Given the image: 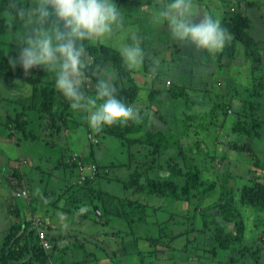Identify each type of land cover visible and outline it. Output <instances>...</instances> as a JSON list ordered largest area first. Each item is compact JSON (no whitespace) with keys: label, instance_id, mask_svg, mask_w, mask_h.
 <instances>
[{"label":"trees","instance_id":"1","mask_svg":"<svg viewBox=\"0 0 264 264\" xmlns=\"http://www.w3.org/2000/svg\"><path fill=\"white\" fill-rule=\"evenodd\" d=\"M8 3L9 0H0V10L6 7ZM25 3H30V0H25ZM257 3L258 1L255 2L253 0H237V7H230L229 4L225 7V15L220 20L222 26L228 29L231 35V40L221 52L214 54V60L211 59L210 62L203 65L207 66L212 64L213 70L204 72L210 75L211 73L216 72L219 76V84L218 86L215 85L214 88L212 87L211 78L209 76L204 78L205 89L200 95H203L204 99L210 100L207 109L201 112L199 107H195L192 110L190 107L184 108L183 113L180 115L176 114L177 108L175 109L174 105H172L173 111L170 110V112L173 113V118L175 120V125H172L170 129L175 131L176 143H179L177 139L184 125L192 124L194 126H201L204 122L206 124L205 126H208L209 122H214V125L223 127L222 120L218 121L214 118L219 114H222L225 117L229 110L234 115L232 123L230 124V131L231 133H234V138L227 142L224 141L222 144L223 156L221 161H223L224 165L219 168L221 170L220 172H222L219 175V178L204 182L200 179V168L192 163H186L188 160L183 154H175L174 156L169 155L167 152H171L172 146L170 145L171 143L169 140H167L165 132L146 131V136L142 139L135 138L132 135L129 136V134L133 133L136 128V124L131 120L125 123H117L112 126H105L101 131L105 135H111L124 141L127 154H131L130 147L134 144L147 143V146L150 145V147H153V149L149 148L147 152L159 157L156 159V156H153L154 159L159 161V166H161V168L168 166L167 169L169 170V175L154 176L146 174L150 169H147L145 165H139L138 167L140 170L138 172L135 170L136 168H133L134 171L130 174L129 180L126 182L127 184L125 183L124 188L125 192L129 189L132 196L126 195V193L124 196H114L111 194V196L108 195L106 200L101 199L102 202L99 201L98 204H96L97 206H100L101 203L106 217L127 220L131 233L138 232L141 236L145 235L144 237L149 239L153 244H157L163 239L168 242L170 234H174V231L167 229V226L164 224L167 219L170 224L174 225V223L170 221V214L165 220H159L158 218L156 221L151 220L152 216L155 217V215L161 214V211L157 213L155 212L162 208L161 203L163 200L189 201L196 198L202 199L205 195L214 194L217 187H219L220 191L216 202L210 205H205L198 210L197 208L194 209V213L195 210H197L201 215L203 224L205 225L204 227H207L208 225L212 226L214 230L212 237L218 242L222 253H228V255L224 257V260H215L213 264H264L261 257L262 251H264V238L263 241L253 244L252 246L244 244L243 231L245 229V222L240 217L241 213L239 211L240 206L247 205L250 209L255 208L261 211L264 215V178H262L264 172H262V174H257L256 171L251 168V166H255L264 170V160L260 157L262 160L261 162L260 159L255 156V154L258 153L250 148V142L253 139H259L262 128V120L259 119L258 111L259 100L264 89V44L262 45V40L256 39L255 35L249 32L251 27L250 19L243 13V6H254ZM4 31H7L6 24L3 20H0V33ZM85 43L87 47L86 61L88 65L85 81L86 94L91 95L94 93L95 84L99 81L98 74L109 67H112L115 73V78L112 83L117 88V96L127 104L132 102L138 94V85L132 75L134 70L126 68L116 47L104 42H99L97 44ZM141 45L142 47L144 46V44ZM176 46L180 49L178 43ZM19 51V44H16L13 47L8 46L7 48H3V44H0V80H3L4 78L12 79L19 77V80L22 81V83L30 87V89L26 88L25 92L23 91L25 95H22L23 98L20 100L5 97L2 95L3 93H0V105L5 106L6 103L16 104L17 102V106H15L16 108L7 109L10 112H6V115L3 116L7 129H9L7 135L11 130H21L23 134H26L28 129L25 131L23 124H27L30 120L32 114L30 113L28 116V113L34 111L36 113L34 116L35 119H43L44 125L41 123V128L39 129L43 130L47 137L46 141L50 143L51 146H58L60 148L58 154H71L72 150L68 149L66 144L60 140V137L63 138L66 129L75 128L80 125L78 120H74L72 112L68 111L70 107L69 101L55 89L53 83L54 79H49L44 72L43 66H34L26 75L19 61H16L13 64V57L18 56ZM240 51H242L243 58L248 61L246 72L240 70L239 68L241 67L234 65L233 73L235 75L241 72L243 76H246L247 80L242 83H234L235 79L231 76H222L223 74L219 71V65L223 56H235ZM211 55L212 54H209V56ZM181 57H183V55ZM149 62V56L145 54V60L140 69L142 70V73L143 71H146L152 74V77L151 75L149 76L152 85L153 83L162 80L161 77L163 71L157 69L153 72L152 68L149 67ZM163 80L166 81V78H163ZM88 81H90L93 86L92 88L88 85ZM181 85L183 86H173L172 83V99L182 100L185 105L189 102L192 103V100L186 95L185 89L188 86L186 83ZM260 90H262V92H260ZM7 94L9 95L11 93H6V95ZM153 95L155 94L152 90L148 94L150 100H152ZM182 102H180L177 107H179ZM173 103L175 102L173 101ZM166 116L168 115L165 114V117ZM24 117H27L28 119L24 120ZM21 126H23L24 129H21ZM85 129L88 132L92 131L88 124L85 126ZM35 130H32L33 132L28 131L29 134L33 135V138H37L34 134ZM94 133L100 135V132L94 131ZM176 133L178 135H176ZM156 134L160 135V141L158 143L152 141V137ZM58 136H60L58 138L59 142L54 141ZM222 136L223 135H221V138ZM221 141L223 142V140ZM91 144L92 143L89 145L90 147L88 146V153L86 152V154L89 155H84L83 158L85 161L90 160L97 163L99 170L98 177L105 176L104 174L108 172L110 167L107 164L103 165L99 163V161L94 158L92 154H94L95 150ZM232 150L246 153L245 155L247 158L244 173L237 176L231 174L227 169L229 166V162L227 161L228 152ZM181 152L182 150H180V153ZM165 153L168 155L165 156ZM163 155L165 157H163ZM64 156L65 155H61L57 162L58 170L62 174L61 179L63 178V181L76 173L75 163L65 162ZM167 157L171 158L167 159ZM210 157L215 159L214 156H209V158ZM249 157H253V159L249 160ZM170 161L172 162L170 163ZM34 167L41 169L39 164ZM101 169H103L102 172L100 171ZM223 169L225 170L223 171ZM100 179L101 178H99V180ZM87 183H89V180H87L84 185ZM80 187H77L76 184L70 183L65 190L69 191V194L73 198L76 194L75 190ZM89 192L93 193L95 191L89 189ZM235 193L236 196H234ZM67 197L70 198L69 195ZM72 198L70 199L71 201ZM152 198L161 200V203H150L149 200ZM116 199L120 200L121 203H117ZM68 203L67 200V204ZM71 209L72 206L66 208L67 211H70ZM213 209H216L217 212H214ZM11 213L17 216H20L21 214L19 207L16 206ZM194 213L192 216L185 214V217H193ZM182 220L183 218L176 219L174 226L179 223L181 225ZM222 221H233V230L226 231L222 225ZM148 224L157 225L156 227L158 228L156 234L151 235V231H148L150 230ZM137 225L139 226L137 227ZM15 228L19 229V226H14L8 235V240L13 241V243L17 240V238L12 240L17 233ZM25 229H29L26 230V233L24 234L28 238V245L25 244V246L29 251L35 252L40 263H44L49 257L52 248L49 250L42 249L35 241L37 237L35 229H30L27 225L25 226ZM141 231H143V233H141ZM168 231H170V233ZM32 240L33 242L30 247L29 243ZM54 244V246H56L55 242ZM11 248L12 247H9L8 245L7 250L5 251L6 253L9 251L7 256L13 253ZM212 252L215 253L214 250Z\"/></svg>","mask_w":264,"mask_h":264},{"label":"rangeland","instance_id":"2","mask_svg":"<svg viewBox=\"0 0 264 264\" xmlns=\"http://www.w3.org/2000/svg\"><path fill=\"white\" fill-rule=\"evenodd\" d=\"M161 2L162 0H114V3H116L119 8H122V11L125 8L126 12L130 13V14H124L126 26L128 29L136 31L139 37H141L140 35H144L154 38L156 34L153 31L164 32L161 33L156 38L159 41L158 45H161L160 49L157 48L158 49L157 52L160 54V57L162 56L170 57L172 55L171 59H169V62H171L176 60L175 47L168 48V46H162V45L164 44L172 45V44H177V42L171 37L167 25L166 24L160 26L156 25V29L152 31L150 30L144 31L141 30L140 28V24L142 21L141 18L143 16L144 17L146 16L147 21L148 20L151 21V13L159 7ZM222 2H223L222 7H226L227 4H229L230 7L238 6L236 0H222ZM140 4H143L144 7L146 8L144 9L146 15L142 16L140 14L142 12V8L139 6L138 7L135 6ZM218 4H221L220 1L218 0H212V1L197 0V4L195 5V7L199 9L201 15L200 17H195L194 22H198L199 19L202 18L203 14H211L210 13L211 9L214 12L213 14H215L216 8H218L217 10H219ZM250 33L253 34V30L250 31ZM165 36L166 39H170L168 42L163 41ZM113 40L115 42L124 40V33H118L117 36L113 38ZM124 42L130 43L131 40L127 39ZM97 43L99 42H95V44ZM144 43L146 44L148 42H143V44ZM0 44H3V48L5 47L7 48L8 46L13 47L14 45L19 43L15 39V37L10 38L8 41V33L7 31H4L0 33ZM106 44H110L113 46V43L111 42ZM145 48H148L147 44ZM194 51L195 53L193 54H187L188 56L186 55V58L182 57L181 58L182 60L186 59V61L188 62L180 63L179 68L176 69V71H178L176 75L178 77H182L186 79L185 81H191L192 76H190V74L192 73L198 74V76L199 74H202V70H201L202 67L209 68L212 66L211 64L207 66H202L197 64V61H202V59L205 57V54L203 53L202 50L194 49ZM183 53L184 52H182L179 56L184 55ZM159 59L160 58L155 55H149V60H150L149 67L153 68L157 65L160 68L161 64L159 63ZM232 63H234V61L231 59L227 61L224 64V66L227 67ZM166 68L171 69L172 65L168 64ZM196 70H198V72ZM141 71L142 70L140 68L135 69L132 75L136 80V82L141 83L140 86L138 84L137 85L139 86L140 95H144L145 90H143L142 86L147 87L149 79L146 78L144 79L141 74H143L145 77H148V75H146L144 72L142 73ZM44 72L47 74L49 79H54V75L51 72L46 71L45 69ZM188 77L190 80H188ZM101 78L108 79L109 81L113 82L115 78L114 69L112 67H109L108 69L100 72L98 74V79L100 80ZM201 78L202 76H199V79ZM232 78L234 79V77ZM19 79H20L19 77H15L12 79L4 78L3 80H0V93H3L2 95L5 97L13 98L15 100L22 99L23 98L22 95H25L24 93L25 89L26 88L30 89V87L22 83V81H20ZM169 80L171 81V79ZM245 80L247 79L245 76H243L241 72L235 74L234 83H242ZM88 85H90V88L93 87L90 81H88ZM263 88H264V84H263ZM187 90L189 91V89ZM260 92H262V90H260ZM6 93H11V94L6 95ZM147 93L148 91L146 92L145 97H143V99L149 100ZM94 94L95 92L91 95ZM261 95L262 96L259 100L258 115H259V119L262 120V128L259 135V139H253L250 142V148L254 152L258 153L255 154V156L258 157L262 162L261 158L264 160V91L263 94ZM187 97L189 99L192 98V100L195 103L189 102L185 105L182 102V100L179 99L173 100L175 103H172V105H174L175 109L177 108L176 109L177 115L182 114L184 108H189V107L192 109L195 107H199L202 112L206 110L207 105L210 104V100L204 99L203 95L187 94ZM153 99H155V95L152 96V100ZM180 102H182V104L179 107H177L180 104ZM128 104L134 106L139 111L141 116V119L139 121L131 120L134 124H136V128L133 133L129 134V136L132 135L135 138L142 139L143 137L146 136L145 134L146 131H153V132L159 131L163 133L165 132V136L167 140H169V142L171 143L170 145L172 146L171 152H167L169 155L174 156L175 154L176 155L183 154L184 157H186L188 160L186 163H190V164L192 163L196 167L200 168V174H201L200 179H202L204 182H209L211 180L214 179L216 180L217 178H219V175L222 173L220 172L221 170L219 168H221L224 165L223 161H221L223 156L222 144L224 143V141L227 142L234 138V133L233 132L231 133L229 127L234 117L233 114L229 112L226 115V121L224 123L226 124V126H224L222 129H220L218 125H214V122L213 123L209 122L208 126H205L206 124L204 122L202 123L201 126H197V125L194 126L192 124L184 125L177 139L179 143H176L175 133H174L175 131L169 129L170 124L175 125L173 113L170 112V110L173 111L172 105L163 104L162 108L157 109V106H154V104L152 105L150 101L149 104L142 107V111H140L141 107L138 108L135 105H133V103L131 102H129ZM15 106H17V102L16 104L6 103L5 106L0 105V151H2L3 154H10L12 159H15L17 161L15 164L22 163L20 162V157L24 155H28L26 162L32 167L28 168L26 174L21 173L19 177L22 183L24 184L28 183L26 185L32 191V195H31L32 197H34L37 200H40L42 198V195H39L37 191L40 190L41 184L47 185V189L49 187V192H46L44 198H47L49 201L52 200V202L55 203L56 205L58 204L64 206L67 204V200L70 203L72 202L70 200L72 198V196L69 194L70 192L65 190L68 187V185L70 183H73L76 184L77 187L82 186L79 189L75 190L76 193L75 198L83 199L84 203L81 204L80 202H75L74 204L72 202V208H73L72 210L75 211L76 210L75 208H79L77 206L81 205L80 208L83 212L86 211L90 215H94L96 213L94 219L91 218L84 219V222L91 224L95 222V219H97L98 222L102 224L105 228V230L101 231L102 238L104 241L105 238L107 239V236L105 235L106 234L105 231L107 230V232H110L108 235L112 236V238L118 236L116 238L118 243L116 242L115 239H113L114 242L113 246L114 244L117 243L119 248V246H122V244L124 243L123 246L125 248L130 241L132 242V245H130L129 248L130 251H137L131 248L136 249L139 247L140 248L139 251L145 253L144 255H139L138 257L135 255L127 256L128 264H148L149 263L148 260L150 256H153L154 259V262L152 264H162V263L213 264L215 260H224L225 259L224 257L228 255V253L227 254L222 253V251L219 248L218 242L215 241L212 237L214 233L212 226L208 225L207 227H204L205 225L203 224V219L197 211L198 209H201L205 205H210L216 202L218 198L217 196L219 195V191H220L219 187H217V190L214 194L205 195L202 199L196 198L189 201L163 200L162 203L161 200H158L157 198L156 199L152 198L151 200H149L150 203L162 204V208H160L158 211L155 212L157 213L161 211V214L155 215V217L152 216L151 220L156 221L157 218L159 220H165L167 217H169L170 214V221H172L174 225L176 223V219L179 218H183L182 224L180 225L179 223L176 226H174L170 224L166 219V221L164 222L165 226H167V229L169 230L171 229L174 231V234H170V239H168V242L165 239H163L161 242L159 241V243L153 244L149 239L142 238L139 239L136 244L134 240L131 241L132 240L131 238L133 237L130 234L126 235L125 237V234L130 232V226L127 220L113 219L112 217L111 218L106 217L101 203L100 206H97L96 204H98L99 201L102 202L101 199L106 200L108 195L111 196V194H113L114 196L117 195L124 196L126 193V195L132 196V194L129 192V189L127 190V192H125L124 190L125 183L129 180L130 174L134 171L135 168L137 172L140 170V168L138 167L139 165L142 166L145 165L147 169H150L146 174L153 176L169 175V170L167 169L168 166H165V168H161V166H159V161L156 160L159 157H157L155 154H151L150 152H147L149 148L153 149V147H150V145L147 146V143H141V144L136 143L130 147L131 154H127L126 144L124 141L111 135H105L101 131H100V135L98 133H94L93 130L90 132L86 131L85 126L88 123L85 117L87 113L77 112L69 107L68 111L72 112V114L74 115V120L76 121L78 120L80 125H78L75 128L66 129L63 134L64 139L61 138L60 136L54 139V141L59 142L58 138L60 137V140H64L66 147L72 150L71 154H68L65 162H71V156L73 154H80L82 152L86 154V152L89 151L88 146L90 145V143H92L91 145H93L94 147L95 150L94 154H96L97 160L100 163H105L109 165L110 168L108 169L109 173L106 172L104 174L105 176L98 177L97 175L99 170L97 168V172L94 175L92 176L87 175V177L84 176L83 179H81L80 177L82 171L79 168H76V173L74 172L75 174L69 176V178H67L65 181H62L63 178L61 181H58V182H63V185L58 188L59 190H57L56 181L50 180L49 174H46V172L47 173L51 172V170H49V168L51 167L46 168V166L47 165L51 166L52 164L55 163V157L57 156L60 148L58 146H51V144L46 141L47 137L45 136L43 130L39 129L41 128V123H43L44 125L43 119L40 118L35 119L34 116L36 115V113L34 111H30L28 113V116L30 115V113L32 115L30 117V120L27 122V124L24 123L23 126L25 128V131L26 129H28V131H32L36 129L34 134L37 136V138H33V135L29 134L28 131L26 134H23L21 130H15L13 131V133H8L9 135L8 138L7 132H9V129H7V126L3 120V116L6 115V112H10L7 109L16 108ZM150 107H153V110H155L154 116H158L159 114L161 117H164V119L166 120L165 123L167 124L166 126L165 125L160 126L163 124L161 121H157L156 119H154V116L151 115L149 116ZM165 114H167L168 116L165 117ZM222 116L223 115L220 114L214 119L221 121ZM25 119L28 118L24 117V120ZM23 126H21V129L23 128ZM176 135L178 134L176 133ZM221 135H223L222 138ZM4 138H7V140ZM221 140H223V142ZM152 141L154 143H158L160 141V135L159 134L154 135L152 137ZM180 150H182L181 153ZM167 153H165V156L168 155ZM97 154H99V156ZM245 154L246 153H242L236 150L235 151L232 150L228 152L227 161L229 162V166L227 167V169L231 174L237 176L241 173H244L245 165L247 162V158ZM153 156H156V159H154ZM165 156L163 155V157ZM209 156H214L215 159H213L212 157H210L211 158L210 159ZM46 157L49 158V161L46 159ZM170 158L167 157V159ZM248 159L252 160L253 157H249ZM85 162L88 166H84L83 172L89 174L90 173L89 166L91 164L96 165L97 163L90 160H87ZM171 162L172 161H170V163ZM34 164H40V167L45 169L35 168ZM24 167L25 165H23V168ZM251 168L254 169L257 174H262V172H264L263 169H259L255 166H251ZM12 169H21V172H23L22 168L19 166L13 167ZM102 170L103 169H101L100 171L102 172ZM224 170L225 169H223V171ZM8 172L9 174H11V171ZM60 174L61 173H59V175ZM5 176H7V173L5 174ZM60 176H62V174ZM99 178L101 179L99 180ZM262 178H264V176H262ZM15 179L17 180L18 178ZM87 180H89V183L84 185V183ZM89 189H93V191L95 192L90 193ZM68 195L70 198L67 197ZM234 196H236V193ZM116 200L117 203H121L120 200L118 199ZM41 202H43V204H40V206L36 208V212H38V215L41 214L40 212L43 213L44 210L47 209V205L45 204V201H41ZM195 208H197V210H195L194 213ZM62 209L66 211L65 206ZM72 210L66 212H71ZM213 211L217 212L216 209H213ZM239 211L241 213L240 217L245 222V229L243 231L244 244L248 246H252L253 244L263 241L264 238L263 213L255 208L250 209L247 205L240 206ZM193 213H194L193 217H187V218L185 217V214L192 216ZM31 215L32 212L26 204L24 205V207H21V214H20L21 217L28 219ZM42 217L45 222H48L43 215ZM74 217L75 215L70 216L71 221H73ZM57 221L61 224L64 223V220L62 221L57 220ZM45 222H43V224H45ZM35 224H38V221ZM96 225L98 224L96 223ZM222 225L226 231L233 230L234 228L233 221L231 222L222 221ZM70 226H73L71 222H70ZM148 228L151 231H153V234L157 233V229L153 224H148ZM93 230L96 231V229ZM79 231L80 233L76 235L69 234L70 239L73 242H75L76 245H78L79 242L77 235H87L90 232L89 228H85V227H83V229L82 230L80 229ZM168 232L170 233V231ZM121 240H123V243L121 242ZM107 243L109 246L112 245L110 240H108ZM213 250L215 253L212 252ZM261 257L264 261V251H262Z\"/></svg>","mask_w":264,"mask_h":264},{"label":"clouds","instance_id":"3","mask_svg":"<svg viewBox=\"0 0 264 264\" xmlns=\"http://www.w3.org/2000/svg\"><path fill=\"white\" fill-rule=\"evenodd\" d=\"M196 4L197 0H162L151 13L152 23L166 24L177 43L191 44L212 55L219 53L231 40V35L221 20L211 14H203L198 22H194V18L201 15ZM0 20L6 24L8 41L15 37L20 45L19 54L13 57L12 63L19 61L26 75L34 66H43L51 72L55 89L69 101L72 110L87 113L85 119L93 131L100 132L105 126L141 119L134 106L117 96V88L108 79L101 78L95 84L94 95L85 91L88 67L85 42L113 43L130 70L140 68L145 60L137 32L127 28L122 8L114 0H31L28 4L25 0H9L0 10ZM118 33H124V40L115 42L113 38ZM127 39L131 42H124ZM152 71L155 72L156 67ZM170 82L169 79L165 81L166 84ZM78 155L82 164L88 166L84 155ZM71 162L78 168L76 160L71 158ZM49 170L51 172L46 174L55 181L59 176L54 175L52 168ZM16 195L29 198L25 188L17 189ZM26 220V225L37 233L36 243L44 250L53 248L42 214H34ZM40 232H44L49 246L43 245Z\"/></svg>","mask_w":264,"mask_h":264},{"label":"crops","instance_id":"4","mask_svg":"<svg viewBox=\"0 0 264 264\" xmlns=\"http://www.w3.org/2000/svg\"><path fill=\"white\" fill-rule=\"evenodd\" d=\"M210 1H212V0H210ZM218 1H220V3H221V4H218L219 10H217L218 8H216V12H215V14H213L214 12L210 8L211 9L210 13L213 14V16L215 15L214 16L215 18L221 19L225 15V7H222V5H223L222 0H218ZM253 1H255V2L258 1V3L254 6H243V13L245 15H247L250 19V23H251L250 31L253 30V34L255 35L256 39L262 40V42H263L262 45H263L264 44V5H263L264 0H253ZM142 5L143 4L135 5V6H137V7L139 6L142 8V12L140 14L143 16V15H146V13L144 11V9H146V8L144 7V5L143 6ZM123 13L124 14H130V13L126 12L125 8L123 10ZM141 20H142L141 24H140L141 30L152 31V30L156 29V25L152 23V20L147 21L146 16L145 17L143 16L141 18ZM152 26H153V28H152ZM165 29H167V28H165ZM153 32H155V34H156V36L154 38H152L150 36L140 35L141 37H139V41L141 44H143V42H148V43H146L148 48H145L146 47L145 43H144L145 45L143 46L145 54H147L148 56L149 55H155V56L160 58L159 63L161 64V67L159 68L157 65L155 67H156V70L161 69L163 71V75L161 77L162 80L157 81L151 85V78L149 76L151 75V77H152V74L148 73L146 71H143V72L146 75H148V77H145L143 74H141L144 79L145 78L149 79L148 86L147 87L142 86L143 90H145V94L147 91H148L147 94H149V92L153 90V92L155 94V99H153V100L143 99V97H145V94L140 95V93H139V86L141 85V83L136 82L139 85L138 86V94H137L136 98L131 103H133V105H135L138 108L141 107L140 111H142V107L149 104L150 101H151L152 105L154 104V106H157V109L162 108L163 104L172 105V103H173L172 94H171L172 93L171 92L172 83H173V86H183L181 84L186 83V85L188 86L185 89L186 95L187 94H189V95H191V94L200 95L205 89L204 78H206L208 76L211 78L212 87L214 88L215 85L218 86V84H219L218 73H216V72L211 73L210 72L211 73V75H210V74H206V72H204V71L209 72V71L213 70L212 64H211L212 66L209 68H206V67L201 68L202 74H199V76H202L201 79H199L198 74H195V73L190 74V76H192L191 81H185L186 79H184L182 77H178L176 75V73L178 72V71H176V69L179 68L180 63L188 62V61H186V59L182 60L181 59L182 55L181 56H179V55L182 52H184L183 57L186 58L187 54L195 53V51H194L195 47H193V45L188 44V43H178L180 45V49H181L180 50V49H178L176 44H172V45L164 44V45H162V46H168V48L169 47H175L176 60L169 62V59H171L172 55L170 57H166V56L160 57V54L157 52L158 51L157 48L160 49L161 45H158L159 41L156 38H157V36H159L161 33H164V32H157V31H153ZM169 40L170 39H166V36H165L163 41L168 42ZM179 50H180V52H179ZM203 53L205 54V57L202 59V61H197V64L202 65V66L206 65L207 62H210V60L214 58V56L213 57L209 56V53L207 54L205 51H203ZM237 55L230 56V57L229 56H223L221 58V60H220L221 63L219 65V71H221V74H223L222 76H231V77H234V79H235V75L233 73L234 65L241 67L239 69L246 72V66L248 64V61H246L243 58L242 51L239 52L238 56ZM231 59L234 61V63H232L231 65H229L227 67L224 66V64ZM168 64L172 65L171 69L166 68ZM198 70H196V71L198 72ZM163 78H166V80L171 79L170 84H166L165 81L163 80ZM188 80H190L189 77H188ZM187 89H189V91ZM155 92H159V93H155ZM190 100H192V98H190ZM192 103H195V102L192 100ZM151 109H152V111H151ZM191 110H192V108H191ZM154 111L155 110H153V107H150L149 116L150 115L154 116L155 115ZM163 118L164 117H161L159 114H158V116H154V119H156L157 121H161L163 123L160 126H163V125L166 126L167 125L165 123L166 120ZM147 119H150V118H147ZM225 121H226L225 117L222 116L223 127L226 126V124H224ZM171 126L172 125L170 124L169 129ZM223 127H220V129H222ZM218 129H217V131H218ZM7 136L9 138V135H7ZM4 139L7 140V138H4ZM61 141L64 142V140H61ZM61 155H65L64 156V161H65L68 154H57V156L55 157V163L52 164L51 166H49V165L46 166V168L51 167L54 175L59 176L55 179V181L57 183V184L55 183L57 185V190H59L58 188L63 185V182H58V181L62 180L61 176H60L61 174L59 175L60 172L58 170V165H57L58 159ZM83 155H89V154H83ZM92 155L94 156V158L97 159L96 154H92ZM97 155L99 156V154H97ZM27 158H28V155L21 156L20 162H22V163L15 164L17 161L15 159H12L10 154H3V152L0 151V219H2V220H0V264H41L40 261L37 259L35 252L29 251V249L25 246V244L28 245V238L26 235H24L22 233L24 232V230H26L25 226H26L27 222H25V221H27L26 220L27 218H24V217L21 218V216L12 215V213H11V211L14 209L15 206L19 207V210L21 212V207H24V205L26 204L30 208L32 215L38 214V212H36V208L39 207L40 204H43V202H41V201H45V204L47 205V209L44 210L43 213L42 212H40V213L48 221V222H46V224H47L46 233H47L48 237L50 238V240H52V244H53L52 251L50 252L49 257L46 259V261L43 264H121V263L122 264L123 263L128 264L127 263V261H128L127 256L135 255L138 257L139 255L145 254L144 252L139 251V249H140L139 247L136 249L131 248V249L137 250V251H130L129 248H130V245H132V242H130V241H129L128 245H126V247L124 248L123 240H121V242L123 244H122V246H119V248H118V244H117L118 242L116 240V238L118 236H116L115 238H112V236L108 235L110 232H107V230H106L105 231L106 234L105 233H103V234H105L107 236V239L110 240V242L112 243V245L109 246L107 243L108 240L105 238V241H104L102 238L101 231L105 230V228L102 224H100L98 222L97 219H95V222L93 220L94 223H91V224L84 222V219H88V218L94 219V216H96V213L94 215H90L86 211L83 212L80 208L81 205L77 206L79 208H75L76 209L75 211L72 210L73 209L72 208L71 212H66L67 211L66 208H69L72 206V204L69 201H68L69 202L68 204L64 205L65 210H66V211H64L62 209L64 206H61L58 204L57 205L53 204L52 200L49 201L47 198H44V195L46 194V192H49V187L47 189V185L41 184L40 190L37 191L39 195H42V198L40 200H37L34 197H32L31 196L32 191L28 188L26 183L25 184L22 183V181L19 177L21 173L26 174L28 168L32 167L31 165H29L26 162ZM46 159L49 161V158L46 157ZM26 164H28V165H26ZM101 164L106 165L105 163H101ZM23 165H25L24 168H23ZM35 165H38V164H34V166ZM18 166L22 168L23 172H21V169H12L13 167H18ZM41 169H45V168L41 167ZM8 171H11V174H9ZM6 173H7V176H5ZM15 178H18V179L16 180ZM3 181H4V183H3ZM19 188H25L26 190H28L29 198H26L23 196H17L16 191ZM72 202L74 204H75V202H80L81 204H83L84 200L83 199H77V198L73 197ZM32 215L29 218H32ZM72 215H75V217L73 218V221H71V218H70V216H72ZM13 220H15V221H13ZM57 220H60V221L64 220V223L61 224ZM70 222H71V224H73V226H70ZM96 223L98 225H96ZM16 225L19 226V229L15 228L17 230V233L15 234V236L13 237L12 240H14L16 238H17V240L14 241L15 243H13V241L8 240V235L11 232V229ZM153 225L155 226L156 229L158 228V227H156L157 225H155V224H153ZM138 226L139 225H137V227ZM83 227L89 228L90 232L87 235H77L79 242H78V245H76L75 242H73L70 239L69 234L76 235V234L80 233L79 230L80 229L82 230ZM93 229H96V231H94ZM148 231H151V230H148ZM141 233H143V231H141ZM150 233L152 235L153 231H151ZM129 234L133 237V238H131L132 239L131 241L134 240L136 242V244H137L139 239H142V238L146 239L144 237L145 235L141 236L140 233H138V232L131 233V231H130V233H126L125 237H126V235H129ZM113 239H115L117 242L116 244H114V246H113V243H114ZM32 242H33V240L29 243L30 247H31ZM54 242L56 243V246H54L55 245ZM8 245H9V247H12L11 249H12L13 253L11 255L7 256V253L9 251H7V253L5 251L7 250ZM3 254H5V255H3ZM148 262L151 264L154 262L153 256H150Z\"/></svg>","mask_w":264,"mask_h":264},{"label":"built area","instance_id":"5","mask_svg":"<svg viewBox=\"0 0 264 264\" xmlns=\"http://www.w3.org/2000/svg\"><path fill=\"white\" fill-rule=\"evenodd\" d=\"M78 156H79L78 154H73L71 158H72V160H76L77 161L78 168L82 171L81 172V176H80L81 179H83L84 176L87 177V175H89V176L94 175L96 173V171H97L96 165L95 164H91L89 166L90 173L89 174H86V173L83 172L84 165L82 164L81 160L78 159ZM22 193L25 194V191H23ZM40 238H41V241L43 242V245L44 246H46V247L49 246L48 241L44 239V232H40Z\"/></svg>","mask_w":264,"mask_h":264}]
</instances>
